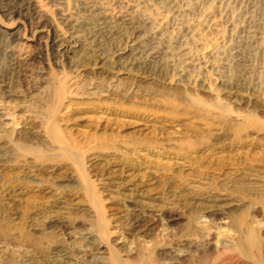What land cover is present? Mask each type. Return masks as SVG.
<instances>
[{
	"label": "rangeland",
	"instance_id": "1",
	"mask_svg": "<svg viewBox=\"0 0 264 264\" xmlns=\"http://www.w3.org/2000/svg\"><path fill=\"white\" fill-rule=\"evenodd\" d=\"M32 4L0 9V264H264V0Z\"/></svg>",
	"mask_w": 264,
	"mask_h": 264
},
{
	"label": "bare ground",
	"instance_id": "2",
	"mask_svg": "<svg viewBox=\"0 0 264 264\" xmlns=\"http://www.w3.org/2000/svg\"><path fill=\"white\" fill-rule=\"evenodd\" d=\"M34 5L32 4V0H0L1 12L7 17L17 15L26 18L29 17V19H32V17L38 19L39 17L37 16L38 14L35 11Z\"/></svg>",
	"mask_w": 264,
	"mask_h": 264
}]
</instances>
